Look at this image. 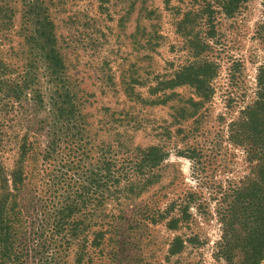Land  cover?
Masks as SVG:
<instances>
[{"label":"rangeland","instance_id":"obj_1","mask_svg":"<svg viewBox=\"0 0 264 264\" xmlns=\"http://www.w3.org/2000/svg\"><path fill=\"white\" fill-rule=\"evenodd\" d=\"M34 1L45 3L55 24L63 75L82 102L92 142L113 145L112 157L126 162L120 193L111 191L104 198L99 190L90 193L86 211L96 209V217L86 239L91 242L93 231L103 225L106 231L101 247L87 250L92 264H241V248L229 261L223 256L226 232L217 211L233 201L231 189L256 177L257 162L229 141V126L256 100L264 67V43L257 35L261 0H249L231 18L214 6L211 20L206 12L198 14L201 8L192 0H0L12 19L0 27V57L11 65L27 57L26 16ZM207 61L216 68L212 94L192 117L195 88L170 81L192 63ZM14 107L1 118L6 136L0 142V166L9 181L19 140L28 136L41 153L49 139L47 128L38 130L44 115L35 118L31 102ZM120 142L123 151L116 148ZM149 146L163 148L166 157L154 182L129 197V183L138 179L127 171L132 150ZM60 152L59 157L65 154ZM58 161L36 155L34 162H26L30 178L20 203L30 223L26 242L31 255L25 264H45L40 246L45 239L54 242L50 231L41 241L34 233L45 225L38 211L53 196L48 189ZM180 218L178 229H169V222ZM177 237L184 248L170 255ZM73 260L71 252L69 264Z\"/></svg>","mask_w":264,"mask_h":264},{"label":"trees","instance_id":"obj_2","mask_svg":"<svg viewBox=\"0 0 264 264\" xmlns=\"http://www.w3.org/2000/svg\"><path fill=\"white\" fill-rule=\"evenodd\" d=\"M248 1L214 0L215 3H211L207 0H192L201 8L198 14L206 12L210 20L215 14L214 6L231 18ZM261 5L263 20L257 35L264 43V0H261ZM27 11V57L19 66L11 65L0 57V142L6 136L2 116L14 109L15 104L30 102L33 104L35 118L44 115L38 121L42 126L38 130L47 128L49 139L41 153L34 148L28 136L19 140L17 160L9 173L10 181L4 167L0 166V264H25L31 255L26 242L30 223L20 201L30 178L26 162L30 158L34 162L36 155H41L43 161L59 159L48 189L53 196H49L47 203L42 201L38 211H42L45 225L40 228L41 231L34 233L40 241L48 231L51 240L55 236L54 242L45 243L46 239L43 240L41 256L46 257L42 261L45 264H69V255L74 252V264H85L86 260L92 264V257L87 250L90 247L100 248L106 231L103 225L101 229L93 231L91 242L86 239L91 233L93 218L96 217V213L92 212L96 209L89 213L86 211L90 193L99 190L102 198L106 193L110 195L111 191L114 194L120 193L121 179L126 178V162L118 164L112 157L116 151L113 145H96L92 142L89 124L82 113V102L78 94L69 88L63 75L65 63L59 52L55 24L45 3L34 1ZM1 14L5 12L0 7V17L4 19L0 20V27L4 23L7 27L12 19H8V13L5 18ZM215 73V65L209 61L192 63L170 81L171 86L192 85L195 88L198 99H191L194 108L190 114L192 117L210 99L212 88L209 84ZM257 81L256 100L247 105L239 119L229 126V141L244 148L251 162H257L252 172H256V177L249 178L241 187L231 189L233 201L225 209L217 211L218 221L226 232L222 237L223 256L229 261L234 249L241 248V264L264 262V67L260 69ZM123 145L120 142L116 148L123 151ZM59 151L65 154L59 157ZM132 151L134 153L129 158L127 171L138 179L129 183L128 190L129 197L135 198L154 182L155 171L166 157V152L159 146L137 147ZM224 196L226 198L228 195ZM82 213L85 214L83 218ZM182 216L186 218L184 212ZM180 222L181 218L172 219L168 224L169 229L177 230ZM183 248L182 239L177 237L169 253L175 256Z\"/></svg>","mask_w":264,"mask_h":264}]
</instances>
